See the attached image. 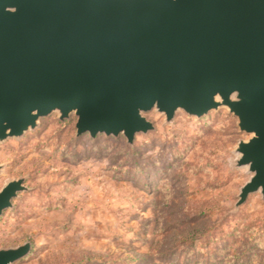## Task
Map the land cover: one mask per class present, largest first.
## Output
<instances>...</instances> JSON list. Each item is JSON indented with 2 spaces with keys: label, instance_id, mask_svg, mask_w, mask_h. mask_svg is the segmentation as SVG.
<instances>
[{
  "label": "water",
  "instance_id": "95a60500",
  "mask_svg": "<svg viewBox=\"0 0 264 264\" xmlns=\"http://www.w3.org/2000/svg\"><path fill=\"white\" fill-rule=\"evenodd\" d=\"M220 108L251 136L235 151L252 174L237 207L264 200V0H0V144L53 113L133 144L152 110L169 123ZM24 183L1 189L0 217ZM31 249H1L0 264Z\"/></svg>",
  "mask_w": 264,
  "mask_h": 264
},
{
  "label": "rangeland",
  "instance_id": "374dc122",
  "mask_svg": "<svg viewBox=\"0 0 264 264\" xmlns=\"http://www.w3.org/2000/svg\"><path fill=\"white\" fill-rule=\"evenodd\" d=\"M133 144L77 135L57 113L0 144V191H27L0 217V250L30 242L14 264H264V200L236 167L242 133L226 108L201 118L179 111Z\"/></svg>",
  "mask_w": 264,
  "mask_h": 264
},
{
  "label": "trees",
  "instance_id": "16d2710c",
  "mask_svg": "<svg viewBox=\"0 0 264 264\" xmlns=\"http://www.w3.org/2000/svg\"><path fill=\"white\" fill-rule=\"evenodd\" d=\"M85 134H86V133H85ZM82 135H83V134H82ZM82 135H80V136H82ZM80 136H79V137H80ZM95 137H96V136H95ZM95 137H94V138H95Z\"/></svg>",
  "mask_w": 264,
  "mask_h": 264
}]
</instances>
